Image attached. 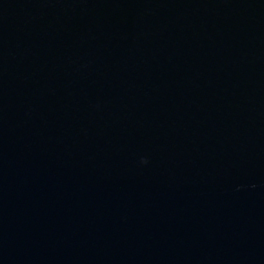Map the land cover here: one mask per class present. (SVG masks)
<instances>
[{
	"label": "water",
	"instance_id": "obj_1",
	"mask_svg": "<svg viewBox=\"0 0 264 264\" xmlns=\"http://www.w3.org/2000/svg\"><path fill=\"white\" fill-rule=\"evenodd\" d=\"M0 264H264V0H0Z\"/></svg>",
	"mask_w": 264,
	"mask_h": 264
}]
</instances>
